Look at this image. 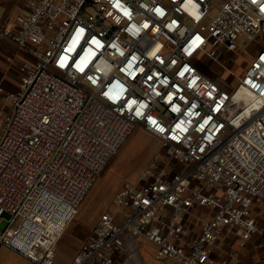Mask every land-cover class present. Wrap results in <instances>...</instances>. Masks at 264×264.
<instances>
[{
	"label": "built area",
	"instance_id": "obj_1",
	"mask_svg": "<svg viewBox=\"0 0 264 264\" xmlns=\"http://www.w3.org/2000/svg\"><path fill=\"white\" fill-rule=\"evenodd\" d=\"M217 1L27 0L10 24L0 19V46L33 58L16 90L0 84V248L57 264L60 234L142 128L164 151L117 191L70 264H142L137 238L175 264H246L256 240L264 263L253 211L264 203V47L241 78L261 103L239 126L231 93L196 65L241 49L240 36L264 40V0L220 1L214 13ZM230 236L236 249L214 258Z\"/></svg>",
	"mask_w": 264,
	"mask_h": 264
},
{
	"label": "rangeland",
	"instance_id": "obj_2",
	"mask_svg": "<svg viewBox=\"0 0 264 264\" xmlns=\"http://www.w3.org/2000/svg\"><path fill=\"white\" fill-rule=\"evenodd\" d=\"M220 1L224 0L214 2L212 5L214 13H217L219 9ZM238 44L241 49L236 52L225 53L224 49H221L219 50L220 56L216 60H210L205 57L203 60L196 62L205 77L216 81L231 93L229 121L234 126L242 124L260 106L261 100L242 87L241 78L252 59L264 47V40L260 37L254 42H246V38L240 36ZM30 45L42 52L47 50L45 44ZM19 79L21 81V72L19 73ZM160 151L163 152L164 148L157 140L147 134L142 128L134 129L119 153L107 164L96 180L92 190L80 206L79 213L74 216L60 234L54 246L56 263L69 264L70 257L75 251L77 243L84 239L86 235L87 227L99 215L101 217L104 212L116 209L113 197L116 195L118 188L123 183H137L139 173L151 162L154 155ZM169 162L175 164V170L181 167L174 159L167 158V163ZM259 208L261 209L259 210ZM258 210L260 211L259 219L264 224V203L253 207L254 214L257 216ZM7 226L8 222L6 220L0 222V230H5ZM13 253L10 249L9 251L5 250V248L4 250L2 249L0 251V264H6L14 259L16 255L11 256ZM141 254L146 264H175L167 258H163L160 261L157 260L156 256L152 255L151 250L148 252L144 249ZM127 264L130 263L127 262Z\"/></svg>",
	"mask_w": 264,
	"mask_h": 264
},
{
	"label": "crops",
	"instance_id": "obj_3",
	"mask_svg": "<svg viewBox=\"0 0 264 264\" xmlns=\"http://www.w3.org/2000/svg\"><path fill=\"white\" fill-rule=\"evenodd\" d=\"M26 1L27 0H0V19H2L5 24H10L17 14H19L25 10ZM32 59H33L32 56L30 54H28L26 51L19 49L12 42H10L8 40L5 41L3 43V45L0 46V84H2L6 88V90H8V91L14 90L18 86L19 81H20V79H19L20 66L22 65V63L24 61H32ZM242 87L245 88L243 85H242ZM145 132L147 134H149L151 137H153L155 140H157L160 145H162L161 141L157 137L153 136L152 134L148 133L147 131H145ZM140 174L141 173H139L138 176H140ZM123 185H124V183L118 188V190ZM117 191H116V193H117ZM114 197H115V195H114ZM114 197H113V199H114ZM79 209H80V207H79ZM79 209L77 210L75 215H77L79 213L78 212ZM260 209L261 208H259V210ZM259 210H258V220L261 223V221L259 219V216H260ZM199 211L201 212V210H199ZM99 218H100V215H99V217L95 218V220H93V222L89 225V227H87L86 235H85L84 239H81L77 243L76 249H75V251H73V253L70 257L69 264L71 263L74 256L79 252L82 245L85 243V241L89 237L92 229L97 224ZM185 223L187 225V228L189 229L188 240H193L199 234V227L194 223L193 218L191 216H187L185 218ZM261 224L264 225L263 223H261ZM136 244L139 247L142 264H146L144 258L142 257V254H141L142 250L145 249L148 252H149V250H151L152 255L155 256L154 255L155 249L151 246H148L145 243L144 239L137 238ZM4 248H5V250L9 251V248H6V247L0 248V251L2 249L4 250ZM235 249H236L235 238L230 236L226 242H224V243H222L219 246L214 248L213 257L216 259H219L222 257L227 258L230 256V252H232ZM10 251H12V253L14 252L11 256H13L14 254L16 256H14V259H12L11 261H8L6 264H30V261L27 258H25L24 256H22L21 254H19L18 252L11 250V249H10ZM260 255H261V250L256 246V240H255L249 244L247 249L242 251V260L246 264H264L260 260ZM129 263L131 264V262H129Z\"/></svg>",
	"mask_w": 264,
	"mask_h": 264
}]
</instances>
